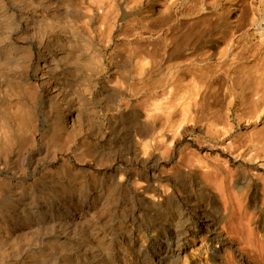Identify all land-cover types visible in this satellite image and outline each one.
Here are the masks:
<instances>
[{"label":"bare ground","instance_id":"6f19581e","mask_svg":"<svg viewBox=\"0 0 264 264\" xmlns=\"http://www.w3.org/2000/svg\"><path fill=\"white\" fill-rule=\"evenodd\" d=\"M262 144L264 0H0V237L41 198L101 189L88 200L118 217L123 199L161 209L187 185L205 208L151 233L142 263L264 264L246 199L252 186L262 200ZM216 195L232 209L224 236Z\"/></svg>","mask_w":264,"mask_h":264},{"label":"rangeland","instance_id":"374dc122","mask_svg":"<svg viewBox=\"0 0 264 264\" xmlns=\"http://www.w3.org/2000/svg\"><path fill=\"white\" fill-rule=\"evenodd\" d=\"M262 148H264V145ZM43 168V164H40L38 167L39 170H43ZM125 168L127 169V167ZM262 171H264L263 168ZM187 187L186 185L179 190L182 199H172L169 205L161 209L147 206V204L139 201L137 202L133 197L127 200L123 199V202L125 201L124 203L126 204H124L125 210L118 217L115 215L113 217L109 212L101 210L99 207L97 208V206L92 205L88 200V197L101 192V189H89V194H86L87 197L83 195L85 199L82 198L79 205H76L71 200H69V204H64L63 202L56 203L54 200L49 204H43L40 196L41 199L36 202L38 205L37 210L35 208L30 215L32 217H30L31 220L29 219L27 223L22 224L17 217H14L9 221L11 224H9L11 229L8 232L9 236L4 235V237H0V247L5 245L4 248L0 249L4 251V254L10 255V257L6 258L4 264H143L144 253L142 252L143 249L146 251L149 247V236L152 234L159 236L161 227L164 225H181L186 219L184 217L182 219L180 218L181 211L184 212L185 216H191L190 213L194 210L193 205L197 204V202L195 200L188 201V196L191 192ZM250 188L247 190L246 199L249 205L253 207L258 205L255 208L256 215L257 217L259 216L258 219L261 218L260 220H264V189L262 190V200H258L257 197H260L261 194L260 196L257 195L255 193L256 190L252 186ZM39 195L40 193H37V196ZM220 199L221 197L216 195V198L211 200L209 204V216L212 221H217L215 222L217 224L215 232H222L224 236L232 217V209H230L231 205H225V202ZM179 206L181 209L176 208ZM197 206L205 208L204 203L200 204L199 202ZM126 207L128 208L126 209ZM21 228L31 229L34 234L30 231L32 234L30 238L22 239L20 242L18 241V246H9L10 235L18 232ZM142 243H146L147 246L145 245L142 248L140 245ZM18 250L20 255L16 256L15 253ZM34 250L36 253L41 254L42 258L40 257L37 260L30 258L31 251ZM139 254H141V258H139ZM204 259L200 260L195 258L189 261L188 264L209 263L206 258ZM184 261L185 258L182 256L180 259H175L171 264H184Z\"/></svg>","mask_w":264,"mask_h":264}]
</instances>
